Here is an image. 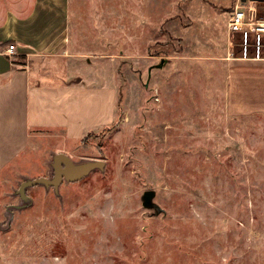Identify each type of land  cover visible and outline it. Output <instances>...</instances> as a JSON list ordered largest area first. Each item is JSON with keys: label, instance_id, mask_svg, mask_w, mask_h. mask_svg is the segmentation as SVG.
I'll return each instance as SVG.
<instances>
[{"label": "rangeland", "instance_id": "obj_1", "mask_svg": "<svg viewBox=\"0 0 264 264\" xmlns=\"http://www.w3.org/2000/svg\"><path fill=\"white\" fill-rule=\"evenodd\" d=\"M56 1L0 0V34ZM60 1L74 58L57 73L114 88L112 119L78 140L31 135L0 165V264H264V60L238 58L234 0ZM9 44L0 56L23 65ZM51 152L105 168L60 198L30 188L6 228Z\"/></svg>", "mask_w": 264, "mask_h": 264}, {"label": "crops", "instance_id": "obj_2", "mask_svg": "<svg viewBox=\"0 0 264 264\" xmlns=\"http://www.w3.org/2000/svg\"><path fill=\"white\" fill-rule=\"evenodd\" d=\"M69 8L60 0L38 2L32 13L3 29L0 42L11 40L23 65L0 56V165L27 147L31 135L58 132L78 140L112 119L114 88L105 84L73 83L59 75L60 64L74 57Z\"/></svg>", "mask_w": 264, "mask_h": 264}, {"label": "water", "instance_id": "obj_3", "mask_svg": "<svg viewBox=\"0 0 264 264\" xmlns=\"http://www.w3.org/2000/svg\"><path fill=\"white\" fill-rule=\"evenodd\" d=\"M243 1V0H242ZM165 63L161 59L158 67H162ZM50 159L47 162L49 168L48 177L29 178L23 176L22 181L19 183L18 188L14 190L13 196H17L19 203L17 205L8 206L6 209L9 218L7 220L6 228L12 220V211H21L22 209L30 206L33 202L32 198L27 195V191L35 186L42 187L47 193L52 190L53 194L60 198L59 187L62 183H74L87 177L95 170L100 172L104 171L105 161L102 159H83L81 161H73L68 155L62 152H51ZM154 191L148 190L143 194V205L149 207L152 205L151 199L154 196Z\"/></svg>", "mask_w": 264, "mask_h": 264}, {"label": "built area", "instance_id": "obj_4", "mask_svg": "<svg viewBox=\"0 0 264 264\" xmlns=\"http://www.w3.org/2000/svg\"><path fill=\"white\" fill-rule=\"evenodd\" d=\"M227 30L239 38L240 60H264V0H234ZM15 52L13 44L6 46L7 56H12Z\"/></svg>", "mask_w": 264, "mask_h": 264}, {"label": "flooded vegetation", "instance_id": "obj_5", "mask_svg": "<svg viewBox=\"0 0 264 264\" xmlns=\"http://www.w3.org/2000/svg\"><path fill=\"white\" fill-rule=\"evenodd\" d=\"M62 184H63V183H62ZM62 184H61V185H62Z\"/></svg>", "mask_w": 264, "mask_h": 264}]
</instances>
